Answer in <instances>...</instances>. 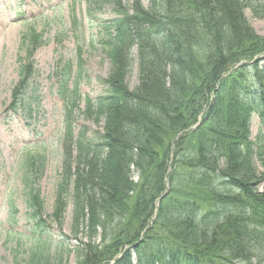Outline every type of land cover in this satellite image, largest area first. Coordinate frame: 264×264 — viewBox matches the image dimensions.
<instances>
[{
  "label": "trees",
  "instance_id": "16d2710c",
  "mask_svg": "<svg viewBox=\"0 0 264 264\" xmlns=\"http://www.w3.org/2000/svg\"><path fill=\"white\" fill-rule=\"evenodd\" d=\"M134 1L99 25L111 70L105 95L84 100L103 123L91 139L73 125L72 65L56 70L69 93L58 193L69 188L72 230L84 236L74 252L81 264H264V35L245 16L264 19V0ZM29 31L31 45L44 44ZM25 62L8 109L30 117L37 91ZM25 187L43 226L39 195Z\"/></svg>",
  "mask_w": 264,
  "mask_h": 264
},
{
  "label": "rangeland",
  "instance_id": "374dc122",
  "mask_svg": "<svg viewBox=\"0 0 264 264\" xmlns=\"http://www.w3.org/2000/svg\"><path fill=\"white\" fill-rule=\"evenodd\" d=\"M138 5L149 7L148 0ZM134 6V0L118 5L95 0H0V264H36L31 262L35 253L41 257L38 264H81L74 251L84 236L72 230L71 192L66 187L58 193L64 159L63 117L69 97L60 91L65 84L68 90L77 84L80 100L73 111L75 132H86L88 139L100 132L102 121L97 123L86 114L84 101L105 95L102 80L111 70L100 45L99 25L117 12L131 13ZM245 16L252 30L263 36L264 19L253 17L247 9ZM30 29L42 34L43 45L30 44ZM79 54L83 67L77 77ZM25 61L31 65V83L37 91L33 96L37 107L30 117L8 109ZM65 64L72 65L67 81L66 75L56 76L59 65ZM126 83L130 90L137 86L136 63ZM250 124L254 137L258 118L253 116ZM72 156L76 157L74 150ZM27 185L39 195L43 226L37 227L30 217Z\"/></svg>",
  "mask_w": 264,
  "mask_h": 264
}]
</instances>
